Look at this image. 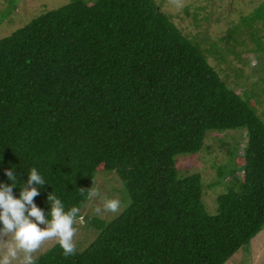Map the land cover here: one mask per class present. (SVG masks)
<instances>
[{"label":"trees","instance_id":"obj_1","mask_svg":"<svg viewBox=\"0 0 264 264\" xmlns=\"http://www.w3.org/2000/svg\"><path fill=\"white\" fill-rule=\"evenodd\" d=\"M240 16L264 33V0ZM198 40L157 0H70L0 39V183L13 170L18 197L35 167L47 182L34 197L45 214L52 192L83 217L79 189L95 187L102 170L131 197L115 219L83 218L97 231L89 246L65 257L56 242L36 264H225L264 229V121L253 89L230 85ZM235 128L248 142L243 154L240 142L219 151L230 184L212 214L203 176L181 175L176 158L201 151L209 130Z\"/></svg>","mask_w":264,"mask_h":264},{"label":"rangeland","instance_id":"obj_2","mask_svg":"<svg viewBox=\"0 0 264 264\" xmlns=\"http://www.w3.org/2000/svg\"><path fill=\"white\" fill-rule=\"evenodd\" d=\"M69 1L0 0V39L11 35L45 11L58 8ZM157 1L185 32L191 37L197 36L198 46L201 49H204V46L212 49L209 53L215 56L210 55L209 61L223 73V78L232 81L230 85L238 91L253 89L249 93L252 106L264 121V50L259 47V40L264 44V33L250 29L252 24L240 21V10L249 15L262 0H183L182 8H177L170 3V0ZM187 6L189 13L186 11ZM235 23H240L237 28L240 32L233 34L230 25ZM232 51H235L236 56ZM216 53H219V57ZM239 142L238 150L243 154L248 142L247 129L209 130L201 151L195 154H180L176 158L181 175L200 173L203 176L205 185L203 201L212 214L217 213L218 195L227 192L230 184L229 170H227L229 166L219 161L223 159L219 151L224 155L229 150L235 151ZM224 167L226 172L220 176V171ZM95 187L108 198L119 199L121 211L119 215L110 213L94 215L93 208L102 207V201L94 198L87 203L83 218L89 215L110 221L120 216L131 202L123 181L114 170L99 171ZM75 227L77 228L75 242L80 249L89 246L97 237L96 228L89 219L82 224L77 220ZM11 239L9 235L2 240L0 257L6 251V244ZM55 243L54 240L46 241L34 254L35 257L47 251ZM22 261L23 253H20L12 264H22ZM225 264H264V229Z\"/></svg>","mask_w":264,"mask_h":264},{"label":"clouds","instance_id":"obj_3","mask_svg":"<svg viewBox=\"0 0 264 264\" xmlns=\"http://www.w3.org/2000/svg\"><path fill=\"white\" fill-rule=\"evenodd\" d=\"M177 8L184 6L183 0H170ZM10 184L0 183V241L11 235V241L6 244V251L0 257V264H12L20 253H23L22 264H36L35 253L46 241H56L65 257L77 254L75 237L77 220L83 223L80 216L81 208L72 206L65 209L64 203L52 192L47 195L50 211L45 212L34 203V197L38 196L39 187L47 182L39 171L33 167L28 172L27 186L21 187L19 196L13 195V188L17 186L16 173L11 169H5ZM94 183V181H93ZM80 194L86 199L99 198L102 207L93 208L94 215L104 213L119 215L121 201L117 198H108L96 187L79 189ZM50 216V219H49ZM34 218V219H33ZM40 225H43L41 227Z\"/></svg>","mask_w":264,"mask_h":264}]
</instances>
